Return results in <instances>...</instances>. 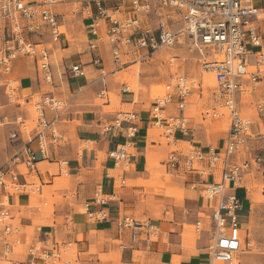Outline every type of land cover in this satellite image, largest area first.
Instances as JSON below:
<instances>
[{
    "label": "built area",
    "instance_id": "2783aa9c",
    "mask_svg": "<svg viewBox=\"0 0 264 264\" xmlns=\"http://www.w3.org/2000/svg\"><path fill=\"white\" fill-rule=\"evenodd\" d=\"M72 1L79 4L78 11L90 18L87 24L89 49L96 52L101 45L108 44L118 69L126 65L124 57L131 52L147 50L150 55L149 50L154 52L163 46L174 47L184 39L191 40L199 52L200 66L214 75V105L202 113L204 117H229V129L222 146H210L208 150L178 146L177 136L188 135L193 129L194 117L188 113V98L194 81L185 74L175 72L171 76L164 94L153 101L148 120L152 127L161 129L166 144L173 146L166 160L168 168L176 171L183 166L187 173L204 176L202 181L192 182L191 187L199 189L207 198H218V205L210 216L213 234L211 264L216 261L235 264L237 254L248 244L238 218L241 200L235 194H227V190L231 184H243L255 164L260 166L263 163L260 155L250 157L244 150L251 139L264 136V102L257 104L258 120L244 116L239 104L243 93L264 78V30L259 25L264 19V9L255 6L253 0ZM61 2L63 0H0V72L6 76L11 102L25 107L34 101L37 112L34 118H27L22 113L15 118L4 115L0 117V125H18L24 131L34 130L44 156L48 154L49 143H59L63 138L57 123L68 111V103L47 92L37 96L36 100V96L22 95L12 73L18 59L32 57L36 61L38 76L46 83L53 81L52 46L34 42L26 33L48 31L52 42L66 41L65 16L56 8ZM94 63L102 65L100 54L95 55ZM70 69L75 75H85L81 64H73ZM103 73L107 74L105 70ZM199 88L202 89V85L199 84ZM128 89L129 85L125 84L123 91ZM171 104H175V110H170ZM138 120L140 117L136 112L126 111L114 120L102 123L103 132L111 133L119 140L109 156L123 170L130 166L139 131ZM10 135L13 140L17 139L19 130H12ZM36 160L35 152L23 146L0 167V187L3 189L0 240L4 252L9 255L20 244L24 246L22 254H26V259H13V264H73V242L55 240L49 231L42 237L27 240V236L22 238L25 233L16 224L11 196L29 193L33 185L21 181L14 163L32 164ZM95 202H105L101 187L97 188ZM103 216L102 212L97 215L94 211L89 212L91 219ZM116 223L119 228L130 230L135 242L144 240L150 244L160 233L159 227L149 220L128 214L119 217Z\"/></svg>",
    "mask_w": 264,
    "mask_h": 264
},
{
    "label": "crops",
    "instance_id": "0c3cea01",
    "mask_svg": "<svg viewBox=\"0 0 264 264\" xmlns=\"http://www.w3.org/2000/svg\"><path fill=\"white\" fill-rule=\"evenodd\" d=\"M72 3V0H63L56 5L57 10L65 16L66 32L72 34L73 25L78 23L85 26L87 35L90 18L85 17L80 11H77L73 18L67 17V13H70L68 7ZM253 3L264 9V0H253ZM263 20L259 21V25L264 30L261 25ZM26 36L34 42H44L52 46L51 84L54 89L45 90L49 83L38 76L36 61L31 57H23L14 63L12 73L17 79L16 85L21 94L35 97L39 91L52 93L66 99L69 102V109L63 120L57 123L63 138L59 143H49L47 156L41 151L34 130L24 131L18 125H10L1 131L10 135L12 130H19L18 138L12 140L14 144H11L10 153L14 152L12 155L14 156L20 148L27 146L35 152L37 160L32 164L24 161L14 163L15 171L19 173L22 182L36 186L39 183L38 190L43 198L45 189L52 198V205L45 212L42 206L32 203V196L29 193L11 196L15 221L19 217L16 224L25 233L22 234V238L27 236L28 240L42 237L49 231L55 240L73 242L74 253L71 255L73 264H211L213 234L210 216L218 205V198H207L199 189L191 187L192 182L202 181L204 176L187 173L183 166L176 171L168 168L166 160L170 146L155 139L157 134L159 137H165L156 127H152L148 120L153 102H149V98L142 93L137 97L130 87L123 91L127 83H122L119 86L120 93L124 95L122 103L131 106V109L107 113L103 111L101 105L94 104L96 96L107 97L106 104L111 103L108 92L116 83V72L119 69L113 63L110 46L107 51H102L104 44L96 52H92L89 49V40L86 47L71 44L72 40L69 37L66 41L52 42L48 31L42 34L27 32ZM96 54L102 57V65L94 63ZM107 62L114 65L115 69L107 71ZM73 64H81L85 75L73 74L70 69ZM103 70L107 74H104ZM130 72L131 70L128 74ZM8 90L6 76L0 72V117L8 115L15 118L22 113L27 118H32L29 105L22 107L12 103ZM126 111L136 112L140 120L130 166L123 170L118 168L115 160L109 156L110 150L115 148L119 140L111 133H104L102 123L112 121ZM48 115L51 117V113ZM217 125L216 123L214 127H220ZM192 127L188 135L177 136L180 141L179 147L182 142L188 143L189 146L185 147L204 150H208L210 146L214 147L215 143L217 144L215 147L222 146L224 138L213 139L212 143H209L204 131ZM215 128L213 130H217ZM249 144L257 149L249 150L248 155L250 157L260 155L263 163L258 169L253 167L243 184L234 186L231 184L227 194H235L241 200L238 218L242 232L247 234L246 243L252 245L251 226L255 222L256 212L264 205V198L258 201L259 192L254 186L258 180L264 183V176H260V171L264 170V136L253 139L248 146ZM244 151L247 152L246 148ZM157 154H165L160 162L167 172L179 178L186 176L183 180L186 188L183 197L176 196V190L168 184L171 182L170 177L167 176L161 182H154L157 177L155 161ZM54 168L57 172H50ZM62 176L68 177L67 185L55 186V178ZM208 179L211 180V176ZM98 187L102 188L104 203L95 202ZM2 191L0 187V198ZM43 198L40 201H43ZM91 211H94L95 215L102 212L104 216L91 219L89 217ZM127 214L140 220H149L158 226L160 229L158 238L150 244L144 240L133 241L130 230L119 228L116 223L119 217ZM190 225L199 226L198 236L188 227ZM186 237H190L194 244H189ZM245 251L247 250L241 252ZM13 255L19 256L14 257L15 260L26 259V254ZM255 257L250 253L240 256L244 264L245 262L249 264L248 262Z\"/></svg>",
    "mask_w": 264,
    "mask_h": 264
},
{
    "label": "rangeland",
    "instance_id": "374dc122",
    "mask_svg": "<svg viewBox=\"0 0 264 264\" xmlns=\"http://www.w3.org/2000/svg\"><path fill=\"white\" fill-rule=\"evenodd\" d=\"M80 6L78 3H72L69 5L68 9H70V13H67L68 18H73L75 13L79 10ZM261 25L264 27V20L261 21ZM66 36L69 37L72 41L71 44H78L79 46L88 47V39L86 35L85 26L80 24L73 25L72 34L69 35L66 32ZM181 43H177L174 47L163 46L156 49L154 52L149 50V54H147V50H141L137 52H131L128 56L124 57V61H126V65L119 69L116 72L115 82L112 86L111 91L108 92L109 99L111 100L110 105L106 104L107 97L101 98L100 96H96L94 99V104L101 105L104 112H113L120 109H131V106H127L122 103L123 94L120 93L119 86L122 83H127L132 91V93L136 94L138 97L141 93L149 98V102H153L157 96L163 95L165 91L166 84L169 82L171 76L175 74V72L185 74L190 78V80L194 81V88L192 89V93L190 94L188 100L190 102L188 113L193 116L192 124L197 129L204 131L208 137V142L212 143L213 139L219 140L220 138H224L229 129V117L227 115H221L218 117L203 116V111L205 108L211 107L214 105V96L213 92L215 90L216 82L214 75L210 72H206L201 66L198 58L200 57L199 52L191 43V40L180 41ZM102 51L109 50V45L105 43V46H102ZM143 54H147L143 56ZM171 56H175L174 59ZM31 59H33L31 57ZM32 61V60H31ZM33 63V62H32ZM136 64V65H135ZM134 65V66H132ZM132 66V67H131ZM129 67H131L129 69ZM34 68V66H33ZM115 69V66L111 65L110 62H107V71ZM62 70V69H60ZM131 72L128 74V71ZM62 72V71H60ZM211 76V77H208ZM50 82L48 87H45V90L54 89ZM199 84L202 85V89L199 88ZM44 93V92H43ZM42 94V91L36 93L35 100L37 96ZM260 102H264V78L259 82L254 83L251 87L247 89L246 92L243 93L241 103L239 104L241 113L244 116L252 117L255 120H258V111L257 104ZM88 103H90L88 101ZM175 104L170 105V110H175ZM29 108L31 111V117L34 118L37 114L36 108L34 105V101L29 104ZM220 111H224L219 108ZM220 125V127L215 128V124ZM35 125V123H34ZM10 125H0V167L5 165L7 162L11 160L13 157V153H10L12 146L14 144L11 135L1 133L2 130L9 128ZM213 128L217 130H213ZM219 128V129H218ZM263 131V128L260 129ZM161 137V136H160ZM158 134L155 139L162 141L166 145V139L161 137ZM188 143H181L180 147L187 146ZM217 144H214V147ZM189 146V145H188ZM173 146L169 147L170 149ZM257 149V147H253L251 144L246 146L247 152L253 151V149ZM166 149V148H165ZM155 158L157 177L154 179V182L164 181L166 177H170L171 182L168 183L174 190H176V196L183 197L186 191L184 187L183 180L186 176L179 178L178 176H174L171 172H167L165 166L161 164V159L165 157V154H157ZM261 166V165H260ZM257 164H255V168H260ZM50 172H57V169H51ZM260 176H264V170L260 171ZM50 180V178L48 179ZM56 185L62 186L67 185V176L57 177L55 178ZM174 180V182H172ZM38 181V180H37ZM174 183V184H173ZM39 183L32 186V190L29 194L32 196V203L37 204L43 207V210H49L52 205V198L50 193H46V189L44 190V198L37 190ZM254 186L258 189V201L261 198H264V183L262 180H258L254 183ZM43 198V201L40 199ZM45 211V212H47ZM16 215H18L16 213ZM255 222L251 226V243L248 247H244L242 250H247L244 253L241 251L237 254L235 264H244L242 262V258H240L243 254H253L256 257L248 262L249 264H264V205L262 208L256 212L255 214ZM209 220V218L207 217ZM19 221V217H17L16 222ZM192 229L194 235L198 236L199 227L196 225L188 226ZM1 235V233H0ZM247 234L244 232L243 237ZM186 241L193 245L194 241L190 240V237H186ZM24 249L23 245H18L16 247V251L13 254L21 255ZM13 254L6 255L2 246V241L0 240V264H13L12 260L15 259ZM215 264H224L223 262L216 261ZM247 264V262H245Z\"/></svg>",
    "mask_w": 264,
    "mask_h": 264
},
{
    "label": "bare ground",
    "instance_id": "6f19581e",
    "mask_svg": "<svg viewBox=\"0 0 264 264\" xmlns=\"http://www.w3.org/2000/svg\"><path fill=\"white\" fill-rule=\"evenodd\" d=\"M255 1V0H254ZM105 44V43H104ZM103 44V45H104ZM172 59H174L173 58V56L171 57ZM214 80V79H213ZM165 92V91H164ZM61 99H63L66 103H68V106H69V102L66 100V99H64V98H61ZM160 132H161V129L160 128H158V127H156ZM166 139V138H165ZM167 140V139H166ZM253 139H251L250 141H252ZM249 141V142H250ZM118 168H120L121 169V167H118ZM250 245V243H248V245H247V247ZM243 251V250H242ZM73 258V257H72ZM236 260V259H235Z\"/></svg>",
    "mask_w": 264,
    "mask_h": 264
}]
</instances>
